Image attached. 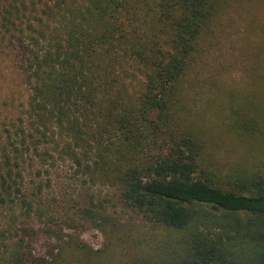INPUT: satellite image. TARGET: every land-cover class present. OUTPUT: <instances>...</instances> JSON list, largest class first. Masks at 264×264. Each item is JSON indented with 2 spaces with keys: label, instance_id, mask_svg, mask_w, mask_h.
<instances>
[{
  "label": "trees",
  "instance_id": "trees-1",
  "mask_svg": "<svg viewBox=\"0 0 264 264\" xmlns=\"http://www.w3.org/2000/svg\"><path fill=\"white\" fill-rule=\"evenodd\" d=\"M39 1L0 0L29 90L25 121L0 132V204L11 198L30 218L18 163L61 159L115 186L139 221L89 204L82 215L103 234L100 249L50 229L56 251L35 255L25 225L0 241V264H264V173L206 170L203 142L177 109L217 0Z\"/></svg>",
  "mask_w": 264,
  "mask_h": 264
},
{
  "label": "rangeland",
  "instance_id": "rangeland-1",
  "mask_svg": "<svg viewBox=\"0 0 264 264\" xmlns=\"http://www.w3.org/2000/svg\"><path fill=\"white\" fill-rule=\"evenodd\" d=\"M216 6V20L202 33L185 71L177 109L203 142L201 162L206 170L219 176L264 173V0H217ZM24 19L21 27L26 25ZM17 40L18 36L0 30L3 135L6 128L12 135L13 125L25 121L29 90ZM18 164L15 171L20 172V187L32 202V215L26 218L11 198L0 204L2 244L16 238L26 225L32 228L35 255L56 251L59 242L56 235L49 234L50 229H61L64 240L72 235L100 249L103 234L82 215L89 204L122 223L139 221L123 205L115 186L90 180L67 160L47 167L31 159ZM8 227L11 234L1 232Z\"/></svg>",
  "mask_w": 264,
  "mask_h": 264
}]
</instances>
